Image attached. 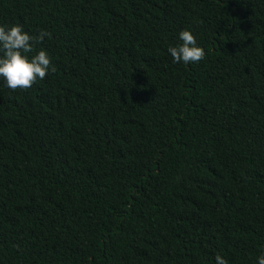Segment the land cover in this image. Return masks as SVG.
Listing matches in <instances>:
<instances>
[{
  "label": "trees",
  "instance_id": "1",
  "mask_svg": "<svg viewBox=\"0 0 264 264\" xmlns=\"http://www.w3.org/2000/svg\"><path fill=\"white\" fill-rule=\"evenodd\" d=\"M17 24L56 72L0 78V264H257L264 0H0Z\"/></svg>",
  "mask_w": 264,
  "mask_h": 264
},
{
  "label": "clouds",
  "instance_id": "2",
  "mask_svg": "<svg viewBox=\"0 0 264 264\" xmlns=\"http://www.w3.org/2000/svg\"><path fill=\"white\" fill-rule=\"evenodd\" d=\"M45 37L51 39V33L39 30L32 36L21 25L0 26V78L12 91H27L38 80H44L49 71L56 72L51 58L44 50L29 58L36 44H42ZM182 42L168 47L167 51L174 63L184 65L198 64L205 59V50L197 45L196 37L189 30L179 33ZM216 264H228L220 255L215 257ZM257 264H264V255L257 258Z\"/></svg>",
  "mask_w": 264,
  "mask_h": 264
}]
</instances>
